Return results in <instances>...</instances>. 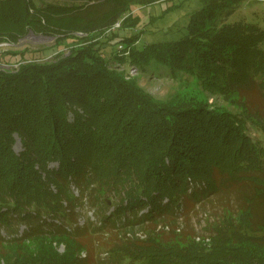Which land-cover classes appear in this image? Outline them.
Returning a JSON list of instances; mask_svg holds the SVG:
<instances>
[{
    "label": "trees",
    "instance_id": "trees-1",
    "mask_svg": "<svg viewBox=\"0 0 264 264\" xmlns=\"http://www.w3.org/2000/svg\"><path fill=\"white\" fill-rule=\"evenodd\" d=\"M176 1L0 0V42L30 31L57 40L50 60L31 59L28 49L1 54L20 60L0 68V227L7 233L0 235V264L86 262L87 244L64 224L77 205L73 184L79 199L94 196L102 207L98 230L112 228L122 238L109 252L112 264H264V118L247 95L252 88L264 99V28L225 22L242 0H200L176 40L139 47L144 29L124 38L112 31L116 23L120 30L139 25L133 6L164 3L154 23L183 8L184 0ZM126 63L194 78L239 112L210 108L205 97L158 101L125 77ZM249 125L262 140L248 135ZM107 195L117 199L109 213ZM210 196L235 204L224 205L207 235L176 231L165 217ZM20 224L26 229L17 236ZM158 224L164 231L143 239L132 233Z\"/></svg>",
    "mask_w": 264,
    "mask_h": 264
},
{
    "label": "rangeland",
    "instance_id": "rangeland-1",
    "mask_svg": "<svg viewBox=\"0 0 264 264\" xmlns=\"http://www.w3.org/2000/svg\"><path fill=\"white\" fill-rule=\"evenodd\" d=\"M38 1L62 6H71L73 4L79 5L85 3L86 0H36V2ZM138 1L139 0H137V2ZM137 2L136 0H133V4H137ZM184 2L183 8L171 13H166L163 18L155 19L154 23H151L150 19L151 17H157L159 12L166 8L164 3H153L146 7L133 6L132 13L139 17V25L131 30H120L119 26H116V24L119 23H116L112 31L117 33L119 38H124L133 35L138 29H144L146 32L142 35L138 43L139 47H141L146 40L154 42L176 40L185 33V26L190 15L194 12L193 10L198 8L201 4L200 0H184ZM176 3H179V0H177ZM235 21H243L264 28V0H242L235 11L229 14L225 19L226 23H232ZM218 22L220 21L218 20ZM149 32L153 33L149 35ZM78 35L81 36L80 34ZM68 41L70 42V40ZM58 43L63 44L59 49L66 52V42L63 41V43ZM56 45L57 40L55 36L36 35L31 31L16 42H0V68L14 69L18 65L19 61L17 60H20L18 58H12L9 55H1L4 51H20L28 49L29 51H33L29 53L31 59L46 61L50 60L56 54L54 47ZM120 46L122 47L120 44H117L116 46H105L104 53L107 54L109 51L115 52L120 49ZM120 71L124 73L126 78L135 79L145 92L149 93L158 101H180L190 97H196L197 99L205 97V99L207 98V103L210 108L222 109L234 114L239 112L236 105L229 103L222 95L204 91L200 87V84L196 83L195 79L189 76L184 75L181 79L175 80L170 76L157 75L150 71H135L129 63L121 65ZM247 95L251 109L264 118V99L261 97L259 90L256 91L251 88L250 90H247ZM247 133L254 139L262 140V135L258 132L256 127L249 125ZM14 138L15 142L13 149L16 152H20L22 150L20 138L17 135H15ZM50 167H56V164L52 163ZM70 190L73 195L77 197V205L73 210V219L64 224L67 230L70 229L74 232V230L77 229L80 238H82L87 244V251L81 253V257L86 258L84 264H112L109 252L116 244L121 242L122 238L119 237L116 233L117 231L112 228L98 230L101 229L97 227L101 224L99 211L102 207L100 204H93L94 196L92 197V200L86 199L85 196L79 199L81 194L79 188L74 184L70 186ZM216 196L201 199L199 202L189 200L187 205L182 207V210H180L177 215L168 214L165 217L167 220L175 222L173 227H176V231L207 235L209 234L208 226L211 223L217 222L222 210L226 208L224 205L235 204L233 201L224 200L222 198L217 199ZM106 198L108 199V208H105V210L109 213L117 204V199H115V202L112 195H107ZM112 201H114L113 204ZM63 205L67 206L66 203H63ZM142 212H146V209H143L141 213ZM63 219L66 220L67 218ZM47 221H51V219L48 218ZM54 221L58 224L62 222L59 219H55ZM14 228L16 231L14 234L19 236L26 229V225L20 224ZM163 229L162 224H158L155 228H153V225H149L148 228L143 229L140 226H135L132 233L143 239L149 232L156 233ZM0 235L7 236L5 229L2 227H0ZM126 235L128 236V234ZM161 235L166 238V236H169V232H163ZM54 245L59 252L64 250L63 244L56 245V243H54ZM122 264H129V262L124 261Z\"/></svg>",
    "mask_w": 264,
    "mask_h": 264
},
{
    "label": "built area",
    "instance_id": "built-area-1",
    "mask_svg": "<svg viewBox=\"0 0 264 264\" xmlns=\"http://www.w3.org/2000/svg\"><path fill=\"white\" fill-rule=\"evenodd\" d=\"M116 26H119V24H116ZM120 48H121V46H120ZM133 69H135V68L133 67ZM135 71H136V69H135Z\"/></svg>",
    "mask_w": 264,
    "mask_h": 264
}]
</instances>
